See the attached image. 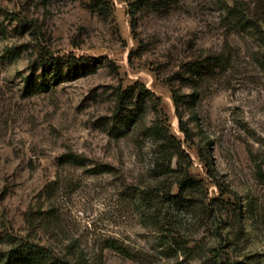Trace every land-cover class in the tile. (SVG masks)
I'll return each instance as SVG.
<instances>
[{"label":"rangeland","instance_id":"374dc122","mask_svg":"<svg viewBox=\"0 0 264 264\" xmlns=\"http://www.w3.org/2000/svg\"><path fill=\"white\" fill-rule=\"evenodd\" d=\"M45 53L76 62L43 85ZM163 131L195 179L178 244L139 199ZM21 239L88 264H264V0H0V249Z\"/></svg>","mask_w":264,"mask_h":264},{"label":"trees","instance_id":"16d2710c","mask_svg":"<svg viewBox=\"0 0 264 264\" xmlns=\"http://www.w3.org/2000/svg\"><path fill=\"white\" fill-rule=\"evenodd\" d=\"M239 3L235 4L231 12L236 15L239 20H245L247 23V12L240 7ZM134 17V13H131ZM257 28V27H256ZM67 60V62H65ZM76 62L75 58L65 59L64 56L45 53L40 56L38 66H40L44 73L40 76L43 78V85H47L46 77L50 75L52 78L58 79L63 73L65 63L68 66H73ZM190 69L198 70V65L194 62ZM27 86L30 87L33 83L30 78H27ZM33 86V85H32ZM172 98L176 107V112L180 118V127L189 138V129L185 126L181 115V101L184 94L176 87H171ZM195 88L192 94H194ZM162 141L157 145L155 173L159 180L155 184L147 185L139 190V199L146 207V210L151 212L155 218V223L158 224L164 232L162 234H170L171 240L178 244L180 241L176 239L173 232L176 229V219L170 213L171 209L188 208L192 206L191 191L195 185V179L188 174L187 171L181 168V165L176 162V166L172 165L173 157L178 154L180 142L174 135L169 132L163 131ZM177 144V145H174ZM62 162H70L74 164H81L77 155L74 153H65L62 155ZM174 172V181L165 183L162 181L161 176ZM176 184L177 192L173 191V185ZM169 232V233H167ZM169 235V236H170ZM185 247L188 243H183ZM215 255H221V246H213L211 248ZM226 260H229L226 258ZM0 264H88V257L86 252L77 250L71 244L66 245L64 250L55 251L49 246L42 245L37 242L29 240H19L13 243L7 249H0Z\"/></svg>","mask_w":264,"mask_h":264}]
</instances>
